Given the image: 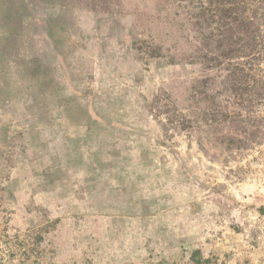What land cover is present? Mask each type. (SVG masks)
Masks as SVG:
<instances>
[{
    "label": "rangeland",
    "instance_id": "1",
    "mask_svg": "<svg viewBox=\"0 0 264 264\" xmlns=\"http://www.w3.org/2000/svg\"><path fill=\"white\" fill-rule=\"evenodd\" d=\"M264 264V0H0V264Z\"/></svg>",
    "mask_w": 264,
    "mask_h": 264
},
{
    "label": "trees",
    "instance_id": "2",
    "mask_svg": "<svg viewBox=\"0 0 264 264\" xmlns=\"http://www.w3.org/2000/svg\"><path fill=\"white\" fill-rule=\"evenodd\" d=\"M193 264H212L211 260L203 259L200 255V252L196 251L192 255Z\"/></svg>",
    "mask_w": 264,
    "mask_h": 264
}]
</instances>
